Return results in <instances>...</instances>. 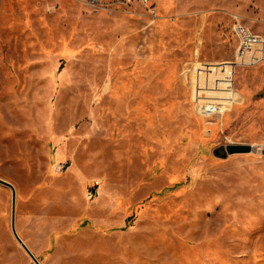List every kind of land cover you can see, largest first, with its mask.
Masks as SVG:
<instances>
[{
  "label": "rangeland",
  "instance_id": "1",
  "mask_svg": "<svg viewBox=\"0 0 264 264\" xmlns=\"http://www.w3.org/2000/svg\"><path fill=\"white\" fill-rule=\"evenodd\" d=\"M149 2L0 0L16 231L40 264H264V63L231 30L264 35V0ZM11 205L0 264H36Z\"/></svg>",
  "mask_w": 264,
  "mask_h": 264
},
{
  "label": "built area",
  "instance_id": "2",
  "mask_svg": "<svg viewBox=\"0 0 264 264\" xmlns=\"http://www.w3.org/2000/svg\"><path fill=\"white\" fill-rule=\"evenodd\" d=\"M147 8L154 12V4L149 0H141ZM236 38V64L256 66L264 63V35L253 32L241 21L235 20L231 27Z\"/></svg>",
  "mask_w": 264,
  "mask_h": 264
},
{
  "label": "water",
  "instance_id": "3",
  "mask_svg": "<svg viewBox=\"0 0 264 264\" xmlns=\"http://www.w3.org/2000/svg\"><path fill=\"white\" fill-rule=\"evenodd\" d=\"M225 150H226V154L230 155V154H236V153H249L252 151H256L257 149L250 144H228V145H226ZM0 183L7 185L12 190V205H11V229H12V232H13L15 238L21 244V246L30 255V257L35 261V263L40 264L38 259L35 257V255L32 253V251L29 249V247L23 242V240L20 238V236L18 235V233L16 231V227H15L16 191H15V188L11 183H9V182L1 179V178H0Z\"/></svg>",
  "mask_w": 264,
  "mask_h": 264
},
{
  "label": "bare ground",
  "instance_id": "4",
  "mask_svg": "<svg viewBox=\"0 0 264 264\" xmlns=\"http://www.w3.org/2000/svg\"><path fill=\"white\" fill-rule=\"evenodd\" d=\"M205 106V105H204Z\"/></svg>",
  "mask_w": 264,
  "mask_h": 264
}]
</instances>
